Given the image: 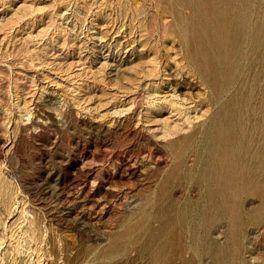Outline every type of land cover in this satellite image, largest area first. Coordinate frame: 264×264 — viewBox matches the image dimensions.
I'll use <instances>...</instances> for the list:
<instances>
[{
  "label": "rangeland",
  "instance_id": "obj_1",
  "mask_svg": "<svg viewBox=\"0 0 264 264\" xmlns=\"http://www.w3.org/2000/svg\"><path fill=\"white\" fill-rule=\"evenodd\" d=\"M246 1L0 0V264H264V55L175 178L219 108L185 58Z\"/></svg>",
  "mask_w": 264,
  "mask_h": 264
},
{
  "label": "bare ground",
  "instance_id": "obj_2",
  "mask_svg": "<svg viewBox=\"0 0 264 264\" xmlns=\"http://www.w3.org/2000/svg\"><path fill=\"white\" fill-rule=\"evenodd\" d=\"M241 4L231 21L232 32L230 34L210 39L205 44V50L198 56L188 55L185 58L187 65L194 70L195 74L200 77L201 83L208 88L206 92L208 103H219V108L212 111L210 117L202 124L201 129L191 130L187 134L191 142L185 149L194 156L193 164L184 167L186 151L176 155L175 178L189 180L199 187L208 183V175L212 171L213 160L211 155L207 154L211 153L213 149L211 145H215L220 134L221 106L226 102L227 95L240 89L245 78L252 76L255 68L258 70L260 64L257 59L260 55H264V16L259 15V6L254 0H248ZM231 37L232 49H223ZM255 74L254 78L261 75L260 71L258 74L256 71ZM256 87L254 85V88ZM190 93L185 92L183 96L187 97ZM175 96L176 99L173 100L175 107L172 110L182 113L185 110L181 108V104L186 102L182 100V94L179 97L180 94L175 93ZM197 140L198 144H202V147L198 149L196 148L198 145L194 144ZM205 156L210 159H205Z\"/></svg>",
  "mask_w": 264,
  "mask_h": 264
}]
</instances>
